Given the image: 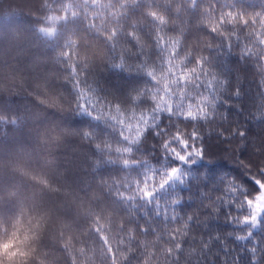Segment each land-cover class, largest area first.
<instances>
[{
    "label": "trees",
    "instance_id": "16d2710c",
    "mask_svg": "<svg viewBox=\"0 0 264 264\" xmlns=\"http://www.w3.org/2000/svg\"><path fill=\"white\" fill-rule=\"evenodd\" d=\"M261 167L264 0H0V259L264 264Z\"/></svg>",
    "mask_w": 264,
    "mask_h": 264
},
{
    "label": "snow or ice",
    "instance_id": "6c2138e0",
    "mask_svg": "<svg viewBox=\"0 0 264 264\" xmlns=\"http://www.w3.org/2000/svg\"><path fill=\"white\" fill-rule=\"evenodd\" d=\"M220 131L223 132L222 129H221ZM237 131H238V134H239V135H244V134H245L242 130H237ZM155 134H156V135H159V133H155ZM192 135H193V137L196 138V139H199V138H200V134H199V133H196L195 131H193V134H192ZM225 135H230V134L225 133ZM177 142H178V141H177ZM186 147H187L188 149H191V148L193 147V144H192L191 142H189V143L186 145ZM199 155H200V157L204 155L203 147H200V148H199ZM176 158H177L178 160H182V161H184V162H188L190 156H189V157H184V156L181 155V156H177ZM193 163H194V162H193ZM249 167H250V165H249ZM170 171H179V166H176V167H174L173 169H170ZM259 172H260V173H264V167H261V168L259 169ZM253 181H254L255 183H257V185H258L259 188H261V185L264 184V180H259V181H258V179H257L256 177H253ZM258 194H259V193H258ZM258 194H256V195H258ZM148 195H149V198H150L152 195H155V193H149ZM256 195H254V196H252V197L244 196V197L242 198V200H243L244 203L240 204L239 208L243 209V208L245 207V205L247 204V202L250 201V200H253L254 197H255ZM234 203H235V201H234ZM237 204H238V203H237ZM261 216H264V211H261L259 215H247V214H245V215H243V216L241 217V219H242V222H244V223H253L254 226H257V225H259V223H260V221H261ZM248 235H251V231L248 232ZM238 238H245V237H238Z\"/></svg>",
    "mask_w": 264,
    "mask_h": 264
},
{
    "label": "clouds",
    "instance_id": "9594fccd",
    "mask_svg": "<svg viewBox=\"0 0 264 264\" xmlns=\"http://www.w3.org/2000/svg\"><path fill=\"white\" fill-rule=\"evenodd\" d=\"M21 240L18 233L13 232L10 237L0 240V257H14L17 253L24 255L18 245ZM0 264H8L7 260L0 259Z\"/></svg>",
    "mask_w": 264,
    "mask_h": 264
},
{
    "label": "rangeland",
    "instance_id": "374dc122",
    "mask_svg": "<svg viewBox=\"0 0 264 264\" xmlns=\"http://www.w3.org/2000/svg\"><path fill=\"white\" fill-rule=\"evenodd\" d=\"M129 125V122L126 124ZM130 127H134V123L130 125ZM124 129L126 134L128 135L131 130L128 126L124 125ZM176 175V171L171 172L172 178ZM259 193V194H258ZM253 200L248 201V206L250 209L249 215H259L261 211H264V185L261 186L260 191L258 192ZM251 227H255L253 223H249Z\"/></svg>",
    "mask_w": 264,
    "mask_h": 264
}]
</instances>
